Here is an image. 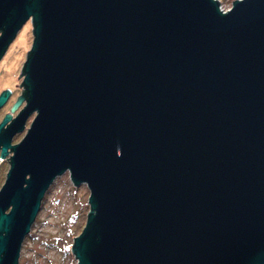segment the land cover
<instances>
[{"label":"water","instance_id":"water-1","mask_svg":"<svg viewBox=\"0 0 264 264\" xmlns=\"http://www.w3.org/2000/svg\"><path fill=\"white\" fill-rule=\"evenodd\" d=\"M27 22L0 264L64 173L89 192L76 264H264V0H0V60Z\"/></svg>","mask_w":264,"mask_h":264},{"label":"rangeland","instance_id":"rangeland-1","mask_svg":"<svg viewBox=\"0 0 264 264\" xmlns=\"http://www.w3.org/2000/svg\"><path fill=\"white\" fill-rule=\"evenodd\" d=\"M231 3H221L220 7L226 11ZM31 29L30 22L25 23L0 60V93L4 89H9L11 93L7 104L0 109V121L6 113L13 118L23 107L22 102L12 112L9 111L20 94V88L14 85L22 83V75L16 81L14 78L20 72L26 52L30 49L33 40ZM31 120L32 116L25 124L23 132L13 138L12 144L22 139ZM8 168V159H1L0 187ZM88 195L87 187L83 184L74 187L67 173L57 177L46 191L29 233L22 239L17 264H64L65 251L71 254L74 237H71V234L77 235L81 232L89 212ZM72 260L75 262L73 255Z\"/></svg>","mask_w":264,"mask_h":264},{"label":"trees","instance_id":"trees-1","mask_svg":"<svg viewBox=\"0 0 264 264\" xmlns=\"http://www.w3.org/2000/svg\"><path fill=\"white\" fill-rule=\"evenodd\" d=\"M219 1V3L221 4V3H225V2H232V1H234V0H218ZM75 221V220H74ZM74 222H72V224H73ZM78 235V234H77ZM76 234H71V237H75V236H77ZM65 256H66V261H65V263L64 264H76V262H73V260H72V255L66 250L65 251Z\"/></svg>","mask_w":264,"mask_h":264},{"label":"flooded vegetation","instance_id":"flooded-vegetation-1","mask_svg":"<svg viewBox=\"0 0 264 264\" xmlns=\"http://www.w3.org/2000/svg\"><path fill=\"white\" fill-rule=\"evenodd\" d=\"M10 94H11V93H10ZM9 97H10V96H9ZM8 101H9V98H8L7 102H8ZM7 102H6V104H7ZM14 117H15V116H14ZM14 117H13V118H14ZM14 137H15V136H14Z\"/></svg>","mask_w":264,"mask_h":264}]
</instances>
